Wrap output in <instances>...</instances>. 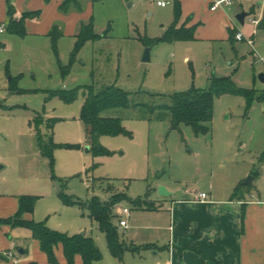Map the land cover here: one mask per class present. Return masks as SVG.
Masks as SVG:
<instances>
[{
  "label": "rangeland",
  "instance_id": "374dc122",
  "mask_svg": "<svg viewBox=\"0 0 264 264\" xmlns=\"http://www.w3.org/2000/svg\"><path fill=\"white\" fill-rule=\"evenodd\" d=\"M156 1L71 3L69 12L60 10L62 16L54 23L63 30L57 52L51 37L33 40L0 33L14 40L12 46L9 43L10 51L0 52L5 58L0 65V193L9 197L39 196L34 220L45 222L50 229L69 235L86 230L103 254L93 264H151L147 232L155 233V226L168 221L169 212L165 215L160 210L172 196L163 195L161 188L169 194L174 191L176 198L185 190L215 188L218 194H227L231 184L252 176L251 194L264 199V102L257 99L264 91L259 77L264 73V28L257 29L253 46L234 37L208 39L203 31L194 40L158 41L151 45L150 59L144 60L147 45L143 39L160 38L174 20V0H165V7ZM238 2L222 7L228 8L234 19L239 10L250 11L253 6L245 0L244 8H240ZM91 17L99 38L87 41L72 61L74 33ZM253 17L258 18L248 15L244 25L238 22L247 38L254 31ZM66 67L67 72H63ZM213 74L230 76L238 88L255 94L252 99L234 93L218 96L211 133L196 135L185 124L172 129L168 114L149 111L150 105L170 103L165 95L193 87L207 89ZM16 76L17 86L23 91L9 89L8 79ZM110 85L130 92L132 105L108 109L103 114L120 117L130 133L100 136L101 153L90 149L79 119L83 90L71 103L49 96L48 91H69L79 86H93L98 91ZM40 141L54 144L52 169L49 159L39 152ZM119 192L147 201L143 207H134L128 200L119 203L130 208L132 227L119 226L118 217L114 223L121 239L137 247L127 250L122 259L110 252L89 209L67 201H108ZM160 233L167 235L169 230ZM11 252L16 258L23 256L18 250ZM7 257L13 263L12 256Z\"/></svg>",
  "mask_w": 264,
  "mask_h": 264
},
{
  "label": "crops",
  "instance_id": "0c3cea01",
  "mask_svg": "<svg viewBox=\"0 0 264 264\" xmlns=\"http://www.w3.org/2000/svg\"><path fill=\"white\" fill-rule=\"evenodd\" d=\"M10 1L15 7L17 18L25 11L38 9L42 11L40 17L26 19L27 34L23 36L26 38L33 40L44 38L46 40L53 24L62 16L59 6L63 0ZM179 1L182 6V16L179 24L186 23L189 27L197 25L195 39H198L203 31L204 35H209L208 39L230 40L232 39V31H241L238 27L239 21L233 18L228 8L221 7L214 11L211 9L215 0ZM244 1L239 0L240 8L243 7ZM252 3L253 6L250 11L246 9L242 11L248 12V15H257V19H259L257 26L252 23L254 31L250 38L255 40L257 29L259 30V27L264 28V1L256 0ZM208 6L210 9L207 8ZM242 11L239 10L237 14ZM49 13L54 16L47 17ZM7 21L8 0H0V28L4 27V31H0L1 34L9 33L7 31ZM13 41L11 38H3L0 35V52L10 51L9 43L12 46ZM4 59L0 57V65L4 62ZM10 79H8L9 82ZM247 173L250 172L247 171ZM243 179L241 178L237 185L239 183L243 184ZM237 185L231 184L229 186L231 191L227 194H218L215 188L210 189V191H202L208 194L206 201L197 200L198 192H189L188 190H185L184 195L180 198L173 196L174 191L169 194L172 196L168 197L163 209L160 210L165 215L169 212V223L167 221L163 226L161 224L155 226V233L149 234L147 232V239H149L147 243L150 244L147 249L151 252L150 256L153 257L152 260L150 259V263L264 264V199L256 198L254 194H251L250 189L245 190L246 192L242 198L232 197ZM20 195L22 194L9 197L7 194L0 193V217H8L17 212ZM131 217L130 227H132ZM24 218L34 219V213H25ZM162 218L165 219V217ZM162 229L169 230V233L167 235L160 233ZM84 231L88 235L86 230ZM13 250H18L23 255L21 258L15 257L18 263L3 260L0 264H6V262L8 264H28L33 261L37 264H50L47 255L41 249L39 241L33 238L30 229L1 225L0 253L5 254V251ZM55 253L59 264H68L62 245L55 248ZM74 264H83L81 255L75 256Z\"/></svg>",
  "mask_w": 264,
  "mask_h": 264
},
{
  "label": "trees",
  "instance_id": "16d2710c",
  "mask_svg": "<svg viewBox=\"0 0 264 264\" xmlns=\"http://www.w3.org/2000/svg\"><path fill=\"white\" fill-rule=\"evenodd\" d=\"M98 0H92L96 2ZM77 0H63L60 4V10L67 13L70 9V4ZM78 10L82 7L78 5ZM41 9L35 11H25L17 18L14 5L8 0V21L7 31L18 36H25L27 29L25 21L27 18L40 17ZM182 16V6L179 0H174V20L167 28L163 36L155 39L144 38L145 45L150 46L156 44L158 41L176 42L194 40L197 25L187 26L186 23L179 24ZM107 33V32H106ZM235 31L231 32V38L235 37ZM49 37L52 39L54 50L57 52V43L59 38L63 35L62 27L54 24L49 32ZM76 43L72 52L71 59L75 57L79 50L87 41L96 40L99 34L95 31L93 17L89 22H82L80 28L75 35ZM63 72H67L68 68H63ZM18 77H11L9 82V89L11 91H23L17 86ZM83 90L84 101L81 107L79 119L85 126L90 149H98V140L100 136L129 134L125 130L122 119L116 116H107L103 112L114 108H128L132 105L131 93L114 85L106 86L98 91L93 86H79L73 90H56L48 91L49 96H59L67 103L75 101L79 92ZM224 93L245 94L249 99L253 98L254 91L243 90L238 88L230 76H213L210 79V86L207 89L191 88L183 92H175L168 96L170 103L163 105H150L148 109L155 113L161 110L162 114L170 116L171 128L179 129L181 124L190 126L196 135H206L211 133V124L213 120L214 102L215 99ZM258 100L264 102V91L257 96ZM140 105V104H135ZM39 150L42 156L49 159L51 169L53 168L54 158L53 150L54 144L49 145L39 142ZM100 148L97 152L102 153ZM251 185H244L239 183L234 191L232 197H243L245 190L250 189ZM39 196L31 194H22L19 196L18 210L14 215L8 217H0V226L9 225L11 227H25L32 231L33 238L40 243L41 249L47 255L50 264H59L55 253V248L59 245L63 247V253L68 264H74L75 256L81 255L83 264H93L95 261L102 259L103 254L97 245L94 238L86 234L69 235L57 230L50 229L45 222H37L34 219L24 218L25 213H34L35 205ZM123 200H128L134 207H143L147 201L144 198L132 199L126 193L119 192L113 194L108 201H101L98 198H93L88 202H79L67 199L70 203H78L82 207H87L90 212V217L95 220L102 233H104L108 247L113 256L122 259L127 250L134 251L137 247L127 245L118 231V226L114 223V218L117 217L115 208ZM147 208H154L147 205ZM150 246V245H149ZM147 247V246H146ZM6 253H0V262L7 260ZM28 264H37L33 261Z\"/></svg>",
  "mask_w": 264,
  "mask_h": 264
},
{
  "label": "built area",
  "instance_id": "2783aa9c",
  "mask_svg": "<svg viewBox=\"0 0 264 264\" xmlns=\"http://www.w3.org/2000/svg\"><path fill=\"white\" fill-rule=\"evenodd\" d=\"M248 2H255L256 0H246ZM264 1V0H262ZM157 4L159 6H162V7H165L167 5V2L165 0H157L156 1ZM235 0H215L214 3L212 4L211 6V9L214 11V10H217L223 6H230L232 4H234ZM251 22L257 26L258 23H259V19L257 18H252L251 19ZM0 31L3 32L4 31V27L2 26L0 28ZM235 39L238 40V41H243V40H246V42L253 46L254 45V40L252 38H247L245 37V35L242 33V31H237L235 33ZM208 199V194L206 192H198L197 193V200L199 201H206ZM115 212L117 214V217L119 218V223L118 225L123 227V228H128L129 227V221H130V217H131V210L130 208L128 207H122L119 205L116 206L115 208ZM7 256H12L13 258V261L15 263H18V260L15 258V255L9 251V253H6Z\"/></svg>",
  "mask_w": 264,
  "mask_h": 264
},
{
  "label": "water",
  "instance_id": "95a60500",
  "mask_svg": "<svg viewBox=\"0 0 264 264\" xmlns=\"http://www.w3.org/2000/svg\"><path fill=\"white\" fill-rule=\"evenodd\" d=\"M248 15V12L242 11L236 15V19L239 21V23L244 24L245 23V18ZM150 51H151V45L147 46L145 53H144V60H149L150 59ZM260 79L262 82H264V73L260 74ZM86 150H89V147L86 148ZM0 168H2V165L0 164ZM253 177L250 176L247 180L243 182L244 185H249L252 184L253 182ZM161 193L163 195H169V193L166 191V189L161 188ZM82 234H85V231H82Z\"/></svg>",
  "mask_w": 264,
  "mask_h": 264
}]
</instances>
